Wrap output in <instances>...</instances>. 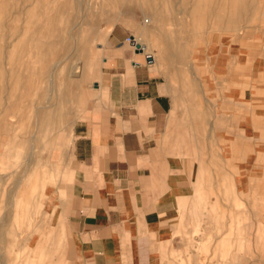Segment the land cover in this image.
Wrapping results in <instances>:
<instances>
[{
  "label": "rangeland",
  "instance_id": "rangeland-1",
  "mask_svg": "<svg viewBox=\"0 0 264 264\" xmlns=\"http://www.w3.org/2000/svg\"><path fill=\"white\" fill-rule=\"evenodd\" d=\"M113 26L125 39L145 32L151 41L147 51L164 48L159 47L164 37L176 38L183 43V64L195 65L208 42L221 45L249 33L248 40L258 36L262 44L264 0H0V264H73L65 218L68 179L59 178L56 134H42L48 111L40 110L67 111L73 127L106 97L94 80ZM203 71L183 66L176 73L198 80ZM168 121L160 133L165 147L172 144ZM70 137V147H64L67 168ZM199 152L182 156L195 161L196 180L185 173L192 164L177 166L188 184L178 192L188 195L177 199L181 211L170 217L174 228L162 230L151 264H264V182L256 192L243 185L236 191L235 166L220 154L209 160V180L196 185L204 173ZM45 165L55 173L30 186L26 203L21 191Z\"/></svg>",
  "mask_w": 264,
  "mask_h": 264
},
{
  "label": "crops",
  "instance_id": "crops-1",
  "mask_svg": "<svg viewBox=\"0 0 264 264\" xmlns=\"http://www.w3.org/2000/svg\"><path fill=\"white\" fill-rule=\"evenodd\" d=\"M107 34L108 55L94 80L106 97L73 127L67 111L41 109L48 111L42 134L55 131L54 160L59 178L68 179L65 218L73 264H151L152 251L166 233L162 230L174 228L170 217L181 211L177 199L188 195L178 192L188 185L178 167L192 164L185 173L196 180L195 161L183 155L200 151L204 173L196 185L209 180V160L224 155L235 166L236 191L239 185L250 193L262 186L264 38L260 44L258 36L248 40L249 33H239L221 45L207 41L195 58L196 66L207 69L203 71L194 67L192 56V63L183 64V43L176 38L164 37L159 46L164 48L147 51L151 41L139 33L132 41L145 49L136 52L135 46L125 45L122 29L113 26ZM183 66L203 71V76H178L177 68ZM168 119L172 144L165 147L160 133ZM71 135L67 168L64 147H70ZM45 167L21 191L26 203L30 186L43 175H54Z\"/></svg>",
  "mask_w": 264,
  "mask_h": 264
},
{
  "label": "bare ground",
  "instance_id": "bare-ground-1",
  "mask_svg": "<svg viewBox=\"0 0 264 264\" xmlns=\"http://www.w3.org/2000/svg\"><path fill=\"white\" fill-rule=\"evenodd\" d=\"M35 8V7H34ZM34 8H32V9H34ZM31 10V9H30ZM226 11L228 10V12H229V8H227V9H225ZM34 11H35V9H34ZM222 16V15H221ZM220 17V16H219ZM148 21V20H147ZM153 21V20H152ZM252 21V20H251ZM136 45H138V47L140 48V49H142V50H144L145 49V47L144 46H141V45H139V44H136ZM73 67V66H72ZM74 69H75V67H74ZM74 72H77V68H76V71H74Z\"/></svg>",
  "mask_w": 264,
  "mask_h": 264
},
{
  "label": "water",
  "instance_id": "water-1",
  "mask_svg": "<svg viewBox=\"0 0 264 264\" xmlns=\"http://www.w3.org/2000/svg\"><path fill=\"white\" fill-rule=\"evenodd\" d=\"M133 41H130V44L132 45L133 43H132ZM135 49H136V51H142V49H140L139 47H138V45H135ZM146 61H150V58H149V56H147L146 57Z\"/></svg>",
  "mask_w": 264,
  "mask_h": 264
},
{
  "label": "built area",
  "instance_id": "built-area-1",
  "mask_svg": "<svg viewBox=\"0 0 264 264\" xmlns=\"http://www.w3.org/2000/svg\"><path fill=\"white\" fill-rule=\"evenodd\" d=\"M125 40H126L127 42L132 41L131 37H128V38H126Z\"/></svg>",
  "mask_w": 264,
  "mask_h": 264
}]
</instances>
